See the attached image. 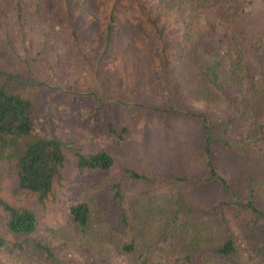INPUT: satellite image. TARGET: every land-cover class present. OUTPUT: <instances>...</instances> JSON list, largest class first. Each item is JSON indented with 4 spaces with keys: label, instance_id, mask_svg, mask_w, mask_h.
<instances>
[{
    "label": "trees",
    "instance_id": "obj_1",
    "mask_svg": "<svg viewBox=\"0 0 264 264\" xmlns=\"http://www.w3.org/2000/svg\"><path fill=\"white\" fill-rule=\"evenodd\" d=\"M216 3L217 0H110V20L103 41L106 50L117 38L132 33L133 41L127 40L119 51L122 58H127L123 63L147 72L157 61L153 55L156 53L168 68L174 59V72L162 90L168 101L150 103L158 107L153 110L149 102L142 100L119 113L141 125L137 123L132 130L119 120L108 122L109 137L122 153L121 164L131 179L147 182L149 189L137 190L131 198L123 190L122 179L109 183L110 196L100 215H104L105 222L115 224H93L92 202L86 198L73 199L68 204L73 223L70 226L72 231L77 228L81 238L97 240L94 226L106 229L100 237L113 241L115 252L110 249L109 254L117 255V260L105 259V264H208L212 260L205 258V241L209 240L210 229L216 233L211 232V236L219 239L211 251L225 264L237 249L235 237L226 225L228 207L244 205L252 209L257 214L254 221L259 215L264 217V210L248 199L264 174V84L251 82L254 74L264 78V52L259 51L257 58L250 56L254 49L245 50L243 35L231 31L227 34L230 44L226 53L220 54L218 45L210 43L208 35L205 37L211 27L204 24L208 16L202 12L204 6ZM119 18L126 23L116 35ZM34 85L35 81L0 70V184L12 178L19 190L36 195L48 211L61 187L67 157L62 140L37 130L33 102L17 90ZM131 88L137 89L138 83ZM195 103H202L210 118L205 111L193 110ZM141 126V131L137 130ZM143 129H147L143 149L133 148L130 140L137 133H145ZM76 153L78 167L84 172L109 171L117 162V155L103 146ZM162 184L177 186V196L163 199L154 195ZM183 191L191 202L181 197ZM180 203L182 213L172 206ZM192 209H199L201 218L213 224L192 230ZM155 212L164 217V224L154 222ZM40 220L32 207L10 203L0 195V224H4L6 232L21 238L13 243V251L24 253L33 247L48 263L63 264L57 246L40 238ZM6 242L0 235V246L5 247ZM176 244L187 254L171 261L163 252L168 246L176 248ZM199 252L204 257L202 262L195 255ZM88 259L84 264H104L103 260Z\"/></svg>",
    "mask_w": 264,
    "mask_h": 264
},
{
    "label": "rangeland",
    "instance_id": "obj_2",
    "mask_svg": "<svg viewBox=\"0 0 264 264\" xmlns=\"http://www.w3.org/2000/svg\"><path fill=\"white\" fill-rule=\"evenodd\" d=\"M5 1L0 0V70L37 83L17 90L33 102L37 130L64 142L67 163L61 187L52 201L54 206L49 207L48 211L43 209L36 195L19 190L12 178L2 181L0 195L10 203L30 206L38 213L41 219L40 238L57 246V255L63 264H84L90 257L103 260V263L105 259L117 260V255L109 254L110 249L114 251L113 241L100 237L106 229L94 226L97 240L81 238L77 228L72 231L70 224L73 223L67 207L73 199L86 198L92 202L93 224H115L105 222L104 215H100L110 196L109 183L122 179L123 190L131 198H134L137 190L149 189L147 182L131 179L125 165L121 164L122 153L109 137L108 122L119 120L122 125H130L134 130L139 122L120 116L122 110L132 109L142 100L149 102L148 107L155 110L158 107L150 103L167 100V93L162 90L168 76L174 72V59L169 62L168 68L161 56L154 53L157 61L147 72L132 68L130 63H123L127 58H122L119 51L127 40L130 43L133 41L132 33L117 38L112 48L106 50L103 41L110 20V0H7L10 4ZM17 3L22 7L21 13ZM202 12L208 16L204 24L211 27L205 37L208 35V41L218 45L222 56L230 44L227 34L231 31L243 35L245 50L254 49L250 56L257 58L259 51L264 52V0H217L214 6H204ZM20 14L23 16L20 17ZM124 23L126 21L123 19L118 21L116 35L121 32ZM251 60L254 62V59ZM252 76V83L264 84V78L260 75ZM134 82L138 83L137 89L131 88ZM193 110L197 113L205 111L210 118L209 110L202 103H195ZM210 112L211 115L215 114L214 110ZM142 127L137 130L140 128L141 131ZM143 130L145 133H137L130 140L133 148L143 149L147 129ZM99 146L107 147L117 155L115 165L104 172L81 171L76 152L87 153ZM260 179L257 183L259 187L248 199L264 210V174ZM158 189L153 194L163 199L178 194L175 185L162 184ZM181 197L187 203L191 202L184 191ZM172 206L178 213L181 211V203ZM199 212V209H192L189 214L192 230L213 224L205 222V217L201 218ZM254 215L257 214L244 205L226 210V225L235 237L237 249L225 264H264V217L256 216L258 219L254 221ZM153 220L157 224H164V217L158 212L154 213ZM0 229V235L7 241L5 247L0 246L2 264H50L33 247L24 253L13 251V243L21 238L6 232L4 224H0ZM211 232L215 233L214 229L209 230V240L205 241V258L213 262L208 264H221L222 261L215 259L211 251L213 244L219 241L211 236ZM154 243H157L156 239ZM181 243L178 241V244ZM99 249L102 254L98 253ZM185 252L176 244V248H165L163 254L173 261L179 255L185 256ZM195 255L203 261L200 252Z\"/></svg>",
    "mask_w": 264,
    "mask_h": 264
}]
</instances>
